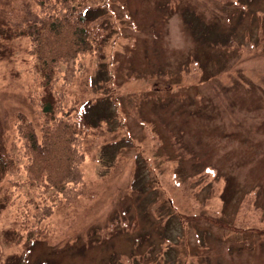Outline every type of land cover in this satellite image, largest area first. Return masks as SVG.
Here are the masks:
<instances>
[{"label": "rangeland", "instance_id": "obj_1", "mask_svg": "<svg viewBox=\"0 0 264 264\" xmlns=\"http://www.w3.org/2000/svg\"><path fill=\"white\" fill-rule=\"evenodd\" d=\"M30 2L0 0V264H264V0H88L104 45L54 83L15 30ZM61 92L84 101L82 186L29 242L54 195L19 171L14 121L39 135Z\"/></svg>", "mask_w": 264, "mask_h": 264}, {"label": "trees", "instance_id": "obj_2", "mask_svg": "<svg viewBox=\"0 0 264 264\" xmlns=\"http://www.w3.org/2000/svg\"><path fill=\"white\" fill-rule=\"evenodd\" d=\"M87 1L33 0L26 3L22 14L18 15L15 30L29 39L32 55L30 68L34 73H39L44 83L57 81L62 70L58 66L60 62L70 59L74 62L76 57L82 54L91 56L103 47L105 29L85 13ZM84 63V60L80 62ZM74 68L77 69L75 65ZM74 68L67 66L66 71L74 73ZM63 78L70 81L68 76L63 75ZM63 83L62 86L65 85ZM63 97L64 93L61 92L55 94L53 102L41 103L39 135H36L23 113L17 112L14 121L16 139L20 140L24 159L19 171L38 194L51 191L54 195L50 201L44 196L42 201L35 204L36 220L27 236L29 242L42 237L46 227L40 228V224L50 222L47 219L59 209L62 200L64 205L61 208L72 205L82 186L81 166L89 124L78 106L79 103L83 105L84 101L71 108L65 106ZM17 171L16 159L1 154V176L15 175Z\"/></svg>", "mask_w": 264, "mask_h": 264}]
</instances>
